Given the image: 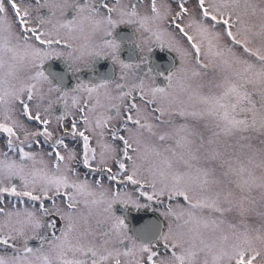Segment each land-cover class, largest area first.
<instances>
[{
	"label": "snow or ice",
	"instance_id": "obj_1",
	"mask_svg": "<svg viewBox=\"0 0 264 264\" xmlns=\"http://www.w3.org/2000/svg\"><path fill=\"white\" fill-rule=\"evenodd\" d=\"M69 6L0 0V264H264V0H74L67 19ZM121 24L141 34L138 48L177 54L178 69L155 73L167 87L120 59ZM97 33L101 43L74 46ZM101 56L119 65L118 79L69 92L44 69L63 59L94 71ZM134 93L144 108L129 102ZM57 103L60 137L46 118ZM142 199L164 209L167 231L130 235L114 206H151ZM50 211L65 224L47 237L39 230ZM32 238L40 247L28 246Z\"/></svg>",
	"mask_w": 264,
	"mask_h": 264
},
{
	"label": "flooded vegetation",
	"instance_id": "obj_2",
	"mask_svg": "<svg viewBox=\"0 0 264 264\" xmlns=\"http://www.w3.org/2000/svg\"><path fill=\"white\" fill-rule=\"evenodd\" d=\"M73 2H74V0H69L70 6L64 11V18L71 19L72 16L74 15L72 8H71V4ZM75 2L83 4V3L87 2V0H75ZM107 2L109 3V5H112V4H115L116 0H108ZM100 3L101 2L96 1V5H99ZM37 15H45L46 16V15H48V11H47V9H40L39 12H37L35 9H33L32 16L35 17ZM59 16H60V13L57 12V17L59 18ZM113 16H116V14L114 13ZM18 31L19 30L17 29V32ZM114 35L116 36L118 41H120V43H121V47L119 49L120 59H122L123 61H125L127 63H139L140 67L138 69H136L135 71L141 77H144L145 75H147L148 69L152 68L153 69L152 75L154 76V81H155L156 86H159V85H162V87L167 86V82L164 80L163 76H156L155 73L161 72V73H164L166 75L168 72L174 71L175 69H178L180 66L179 65L175 66L176 61H175V58L173 55L176 53H174L173 51H170L166 46L164 48H160L157 45V46L153 47L151 52H146L141 47L138 48L137 43L140 42L139 41L140 33H138L136 31V28L134 26H131V25H127V24L118 25L117 28L114 30ZM155 51H164L166 53H169L174 60V64L171 67H169L167 61L165 60V61L158 62L152 66V63L154 62L153 57H154ZM166 53L162 54V56H164V57L168 56V54H166ZM142 56L146 57L144 61H141ZM54 60L60 61L62 63V65L66 66L70 70V72L74 75L75 85L81 81H83V82H98L99 79H101V78H110V79H118L119 78L120 67H119V65L114 64L110 57L101 56V57L97 58L95 61L94 71H90L89 69L84 67L83 62H81L80 64L78 63L77 65H74L72 63L71 67H69V64L66 63L63 59H53V60L45 62L44 69L46 72H47V65ZM77 69H79V70L77 71ZM129 82H131V76H130ZM75 85H72V86L63 85V87L66 91H68V90L74 88ZM63 111H64V108H63L62 104L57 103V104L53 105V108H52L50 113H55V114H57V116H59ZM69 116H68V118H69ZM45 148H47V146ZM3 150H6L4 148V142H3V140H0V151H3ZM83 171L85 174H87L89 170L83 168ZM88 176H95V175H88ZM57 202H59V201H57ZM48 203L51 204V202H48ZM119 205H121V204L115 205V211L119 215H122L125 217V214H121L117 211V207ZM121 206L125 207L124 205H121ZM131 207L132 206L128 205L125 208H127L128 211L133 210L136 212H153V211H146L142 208L137 210L135 207H132V208ZM153 213H155V212H153ZM126 221L129 222L127 219H126ZM162 222H163V229H164V221L162 220ZM63 227H64V224H63V222H61L59 227L56 228V231H55V229L54 230L49 229L50 231H46V232L43 230V231H40V234L47 236V237H51L54 234H58ZM129 227L131 230V224L130 223H129ZM130 234L134 235L132 230L130 231ZM32 239H35L34 244H29V241L31 240V239H29L28 240V246L33 247V248L40 247L39 239L38 238H32ZM22 244H23V242H21L17 246L18 247L22 246ZM158 247H160L162 249V244L159 245ZM161 254H163V253L161 252Z\"/></svg>",
	"mask_w": 264,
	"mask_h": 264
},
{
	"label": "rangeland",
	"instance_id": "obj_3",
	"mask_svg": "<svg viewBox=\"0 0 264 264\" xmlns=\"http://www.w3.org/2000/svg\"><path fill=\"white\" fill-rule=\"evenodd\" d=\"M96 1L97 2H101V0H94V3L96 4ZM108 1V0H107ZM132 2V0H124L123 1V3L124 4H130ZM158 2H159V0H158ZM192 2L194 3V0H192ZM148 3L150 4V0H148ZM175 5H173V7H174ZM192 6V4L190 3L189 4V7H191ZM143 7H141V9H140V11L141 12H143ZM113 18L114 19H118L119 17L116 15V16H113ZM141 39H142V37H141V34L139 35V41H141ZM89 42L90 43H92V44H99V43H101L102 41H101V35L100 34H95V35H90V37H89ZM86 43V41L84 40V39H79V40H74L73 41V44H74V46H80V45H82V44H85ZM142 49H144V47L142 46L141 47ZM174 55V58H175V61H176V63H175V66H177V65H179L180 66V62H179V57L177 56V54H173ZM82 61H77V62H73V64L74 65H77L78 63L80 64ZM174 70V69H173ZM176 70V69H175ZM174 70V71H175ZM209 74H211V70H209ZM144 78H145V81H146V83H149V82H151L152 84H154L155 86H156V84H155V81L154 80H151V81H149V77H148V75H145L144 76ZM85 83H90V82H85ZM159 86H161L162 87V85H159ZM163 87H167V86H163ZM71 90L72 89H70V90H68L69 92H71ZM135 97H136V99L134 100V101H132V99L131 98H129V102H135V103H137V104H139L140 106H141V108H144L145 107V105L140 101V99H139V96H138V94L137 93H134L133 94ZM152 107H154L153 105H149L148 106V108H149V110L152 108ZM57 114H55V113H49V115L46 117L47 119H49L50 121H51V129H53V130H55V137H60L61 136V132L63 131V129H62V127H60V128H58V125H57ZM73 117L71 116V114H70V116H69V118L67 117V119L70 121L71 119H72ZM78 118V117H77ZM165 119H169V117H165ZM178 120H180V121H182V119H178ZM113 126H119V121H113ZM31 127L32 128H36V125L35 124H32L31 125ZM163 127H161L160 129H159V131H163ZM122 134H126V133H122ZM21 138H23L22 136H21ZM67 139V138H66ZM43 140V137H41V141ZM92 146L93 147H95L96 146V144H95V140H93L92 141ZM46 147V146H45ZM69 147H75L76 148V150H77V152L79 153V151H80V149H79V147L78 146H76V145H73L72 143H69ZM39 148H40V145H36L34 148H33V151H39ZM45 150V152H47L48 151V149L47 148H45L44 149ZM97 151H98V149H97ZM85 173H84V171H83V168L82 167H80V176H81V178H84L85 177ZM93 175H95V176H87V178L89 179V180H94V179H99L100 178V174H99V172H96L95 174H93ZM17 184H19V181L17 180V181H15ZM105 184H107V181H105ZM164 200H165V203L167 204V203H169V201L167 200V198L165 197L164 198ZM13 203H15V201H13ZM38 203L39 202H36V206L38 207ZM57 203H59V202H57ZM141 203L142 204H151V206L150 207H142V209H144V210H146V211H153V212H155V213H157L161 218H162V220L164 221V229H163V231H167V228H168V225H169V223H170V220H169V218H167V217H165V216H163L162 215V212L164 211V209L163 208H161L159 205H157L155 202H148V201H146V200H144V199H142L141 200ZM171 203L173 204V205H175V204H177V203H180V204H184V201H183V198H177V199H174L173 201H171ZM32 205L31 204H29V207H31ZM46 207H49L50 209H51V204H49L48 202H46V205H45ZM130 206H132V205H130ZM20 207H23V205H20ZM132 207H134V206H132ZM131 207V208H132ZM6 210H10V209H6ZM114 210H115V206H114ZM118 214V213H117ZM119 215V214H118ZM229 219H234V217H233V215L232 214H229ZM42 222H43V227L39 230V234H40V231H50V230H53V229H50L49 230V228L47 227V224H50V223H53V222H55V231H56V228L57 227H59V225H60V223L61 222H63V224H65V221L64 220H62L61 218H60V216L59 215H57L54 211H50V214L49 215H47V216H43L42 217ZM127 222V221H126ZM128 224H129V222H127ZM130 228V227H129ZM5 231H7V229H5ZM53 232V231H52ZM29 235L31 236V233H29ZM40 235H42V234H40ZM54 235H60V232L58 233V234H54ZM131 235V234H130ZM22 242V241H21ZM20 242V243H21ZM19 243V244H20ZM161 244H162V242H161ZM35 249V248H34Z\"/></svg>",
	"mask_w": 264,
	"mask_h": 264
},
{
	"label": "water",
	"instance_id": "obj_4",
	"mask_svg": "<svg viewBox=\"0 0 264 264\" xmlns=\"http://www.w3.org/2000/svg\"><path fill=\"white\" fill-rule=\"evenodd\" d=\"M166 52L164 51H155L153 57L152 66L161 61H167L168 66L171 67L174 64V60L169 53L168 56H162ZM47 72L54 74H61L63 76V85H75L74 75L70 70L62 65L60 61H52L47 65ZM117 211L121 214H125L126 219L131 224V230L135 234L136 230L143 228L146 225H157L160 229H163L162 219L153 212H136L133 210H127V208L119 205ZM35 239H31L29 244H34Z\"/></svg>",
	"mask_w": 264,
	"mask_h": 264
},
{
	"label": "clouds",
	"instance_id": "obj_5",
	"mask_svg": "<svg viewBox=\"0 0 264 264\" xmlns=\"http://www.w3.org/2000/svg\"><path fill=\"white\" fill-rule=\"evenodd\" d=\"M97 34H98V33H97ZM89 37H90V36H89ZM79 39H84V40L86 41L85 44L90 43V42H89V38L86 40L84 37H80V38H78V39H76V40H79Z\"/></svg>",
	"mask_w": 264,
	"mask_h": 264
},
{
	"label": "trees",
	"instance_id": "obj_6",
	"mask_svg": "<svg viewBox=\"0 0 264 264\" xmlns=\"http://www.w3.org/2000/svg\"><path fill=\"white\" fill-rule=\"evenodd\" d=\"M173 119L175 120L176 123H180V122H182V121L178 120L179 118H175V117H173ZM163 130H165V129H163Z\"/></svg>",
	"mask_w": 264,
	"mask_h": 264
},
{
	"label": "bare ground",
	"instance_id": "obj_7",
	"mask_svg": "<svg viewBox=\"0 0 264 264\" xmlns=\"http://www.w3.org/2000/svg\"><path fill=\"white\" fill-rule=\"evenodd\" d=\"M47 227H48V224H47Z\"/></svg>",
	"mask_w": 264,
	"mask_h": 264
}]
</instances>
